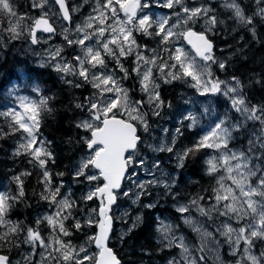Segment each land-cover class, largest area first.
I'll return each instance as SVG.
<instances>
[{"label": "snow or ice", "instance_id": "snow-or-ice-1", "mask_svg": "<svg viewBox=\"0 0 264 264\" xmlns=\"http://www.w3.org/2000/svg\"><path fill=\"white\" fill-rule=\"evenodd\" d=\"M55 2L60 7L63 20L70 22L71 18L65 0H55ZM44 3H46V0H40V3L33 0V7H43ZM95 4L96 6L93 8L94 15H89L82 25L76 26L75 31L80 34L77 38L69 39L68 28H65L61 33L69 46L76 45L80 48V52L72 57L75 64L60 56L61 48L50 52L49 56L51 59L60 57L63 60V63L58 61L53 67L55 71L63 74L61 78L64 83L76 88H81L84 83H88L96 89L93 96L85 98V103L75 104V108L88 113L86 119L81 118L75 124L76 128L88 133V135L81 137L87 152L81 160L75 176L77 178L85 176L89 181L102 177L105 181L103 186L89 192L84 199L91 200L99 194V197L106 199V203L105 199H101V207L98 213L99 220L89 218L82 223L72 215L71 209L75 207L74 201L69 200L67 197L57 200L59 188L50 191L48 195L42 194V199L56 205V211L52 215L38 218L36 221L37 226L46 221L56 235L49 243H46L38 227L28 228L23 242L31 246L32 253L30 255H35L36 248L40 247L47 251V256L44 258L51 257L52 260L56 261V264H85V261H90L92 264H120L112 249L107 246L109 232L112 227V217L108 213L110 206L117 199V193L114 190L120 188L121 181L125 179V172L132 165L138 150L137 145L141 140L140 136L137 135L138 127H142L147 132L149 131V124L146 119L147 113L142 111L145 101H130L129 90L124 88L114 74L107 70L105 57L115 60L120 71L124 73L122 79H127L129 72L120 63V59L134 53L135 67L132 71L139 78L140 90L146 94L147 105L152 109L153 115L159 116L165 103L160 96V84L153 78V68L155 67L160 74L158 79H162L163 83L168 84L174 80L191 78V81L195 82L191 86L197 88L201 95L222 93L228 96L232 94L230 96L232 107L237 113H240L245 123L247 121L259 122L261 126L259 134L255 136V140H249L247 152H233L228 147L233 139L232 133L239 131L243 125L238 122L229 127L226 123L227 117H225V119L219 120L202 137L195 145V149H186L184 153L178 156V166L183 167L184 160L190 153H194V150L200 148L223 149L218 158L213 157L207 161L209 175L221 172V175L216 179L217 187L213 190L215 204L209 209L202 207L200 201L204 197L200 196L193 198L189 204L177 207L176 211L184 214L189 211L191 206L201 216H206L209 219L212 218L213 211L220 216L228 217L229 220L235 219L237 222L250 218L249 223L239 228H233L231 224H222L223 231L221 234L231 245L232 255H240V259L236 261V264H264V248L259 254L253 251L256 247V240H264V163H259L264 161V106H248L245 97L240 94L242 85L236 77L232 78L234 82L232 85L212 78L211 65L208 62L218 63L219 68L222 70L225 69V63L223 61L217 62L212 51L213 44L206 38L205 34L197 33L190 27L177 33L173 31V28L179 27V25L174 24L168 27L170 17L167 16L153 19L150 15L144 14L138 17V12L150 7L147 0L144 3H141V0H95ZM177 5L181 7V12L186 14L181 21L185 26L190 22L194 24L197 19L202 17H207L205 23L209 25L208 30H211L217 23L215 16H209L212 11L210 7L189 8L184 6L183 0H165L164 4L160 6L172 9ZM224 6L233 10L239 22L243 24L252 23L250 17H245L236 0H225ZM120 13H123V19ZM259 14L264 18V8L260 9ZM0 15L9 17L8 27L3 29L9 34V39H20L23 35L21 28L23 17H18L13 22L11 18L17 17V14L10 0H0ZM175 15L179 16L180 13H175ZM109 19L113 20L112 24L106 23ZM96 25H99V27ZM129 25H132V27H129ZM153 26L156 28L154 33L150 31ZM41 28L47 33L55 32V28L49 23L48 19L42 16L35 20L34 25L28 29L32 44L38 43L36 31ZM134 31L148 37L159 36L160 43L163 45L170 44L173 37L182 36L192 46L196 56L203 63L197 64L195 59L189 57L183 48L174 46L163 48V51L169 54L167 59L158 55L146 56L140 50L142 46L137 43L133 35ZM252 32L255 36L254 29H252ZM105 33L108 34L107 37H105ZM93 37L96 38L95 44H86V41L92 40ZM158 60L162 62L158 64ZM169 60L174 61V63L169 64ZM97 68L100 71H93ZM165 69H168V71H165ZM174 69L176 71H173ZM67 76L76 77L78 81L82 80L83 83L65 79ZM221 85H224V88H221ZM36 91L39 90L36 89ZM18 99L19 108L23 109L22 112L15 108L0 112V115L11 118L9 121L11 132L0 133V138L21 131L25 134L22 135L21 142L14 155H28L31 157L30 162H34L41 169H44L43 177L47 190L51 177L46 169V164L51 159L52 153L48 151L43 140H39L38 143L36 133L41 124V114L43 112L51 114L52 112L48 104L50 98L42 97L39 102L31 101L25 97ZM125 115L127 119L122 118ZM187 118L191 119L193 124L196 122L195 117L189 116ZM132 121L137 123L133 124ZM177 132H179V129H177ZM154 150L172 152L173 148L171 146L159 147ZM254 160L258 163H253ZM143 163L142 160L137 162L139 166H142ZM153 166L159 167V164L156 163ZM89 167L98 170L99 175L87 174L86 170ZM21 175H28V173H22ZM252 178H255L254 184L251 182ZM14 180L19 186L18 195L9 197L0 194V228L4 229L0 233V241L8 243L11 242L9 240L10 236L18 235L22 231L18 224L6 219L7 213L12 207L9 200L19 201L24 196L23 182L20 176L14 177ZM225 181H231V184H227ZM156 183L155 180L146 181L137 186L140 189H145L147 184ZM164 187L171 188L172 185L164 184ZM142 194L137 193V199ZM123 195L127 196L128 193L125 192ZM255 197H259V199H255ZM145 207L152 208L155 205L147 204ZM68 219H73L72 227L77 231H80L83 227L98 226V234L88 237L89 242L94 243L99 250L95 257L87 255L86 247L77 248L70 241L61 238L62 236L72 235L70 229L65 226V221ZM140 220L141 217L137 216L136 221ZM136 221L133 222L129 231L137 226ZM184 223L192 226L201 235V251H203L205 238L210 237L212 233L202 231L201 228L196 227L190 217H185ZM161 230L165 233L164 238L168 241L169 246L175 244L185 253L188 252V247L184 244L182 237L168 235L172 232L170 225L163 226ZM177 240H179V243H176ZM241 242L244 244L242 251L239 248ZM49 249L51 251H48ZM54 253L58 255H54ZM80 253H85V255L81 256ZM26 259L29 260L30 264V256ZM0 264H9L8 256L0 255Z\"/></svg>", "mask_w": 264, "mask_h": 264}, {"label": "trees", "instance_id": "trees-1", "mask_svg": "<svg viewBox=\"0 0 264 264\" xmlns=\"http://www.w3.org/2000/svg\"><path fill=\"white\" fill-rule=\"evenodd\" d=\"M74 2L81 7L82 14L80 17L73 16L71 22L80 21L89 15L86 10L90 5V0H74ZM10 3L17 16L24 14L36 16L38 14V9L32 8L31 0H10ZM236 3L243 10L245 17L252 19L251 24H243L236 20L231 11L216 0L208 2V7L212 9L209 16H215L217 19L211 32L205 31L202 25H191L190 28L195 32L205 34L213 44L212 51L216 60L225 63L223 70L217 66V63L211 65V72L214 76H218L216 78L219 80L231 83H234L232 78L236 77L242 85L240 94L245 97L248 106H264V18L259 14L260 9L264 8V0H259V2L258 0H236ZM71 4L68 2V7ZM7 17V15H0V112L8 111L9 97L13 94L12 89L17 91L18 88H23L21 92L34 97V102H39L42 97L50 98L48 104L52 109L51 114L47 112L41 114V124L36 133L38 142L43 140L48 151L52 153L51 159L46 164V169L51 177L47 190L43 177L44 169H41L38 164L30 162L31 157L28 155H14L21 142L22 131L0 138V193L9 197L18 195L19 186L15 185L14 180L16 176H20L24 191V196L19 201L9 200L12 207L6 216V219L18 224L22 231L18 235L10 236V243L0 241V255L8 256L9 264H12L13 261L19 260L23 251L27 249L23 242L27 229L38 227L40 230L44 227V222L37 226L36 221L45 215L53 204L42 199V194L48 195L50 191L59 188L57 198H64L67 195L69 200L74 201L75 207L71 209L72 215L82 223L85 221L84 210L91 206L96 208L98 199L93 197L90 201H84L87 187L80 184L82 176L78 178L75 176L76 170H78L77 163L86 153L81 137L87 134L76 128L75 124L79 119L87 117L88 114L86 111L75 108V104L85 103V98L93 96L95 90L87 83H84L81 88L73 87L63 82L61 78L63 74L49 66H38L34 57L26 52L25 46L21 42L10 40L3 34L1 27H5ZM252 29L255 30V36ZM150 31L154 33L156 28L152 27ZM140 43L146 46L145 50H155L153 51L154 55H164V58L168 55L163 51L167 45L160 43L159 36L141 38ZM128 72L129 77L126 84L133 81L132 89L129 90L131 100L133 102L145 101L142 111L147 113L149 131H147L145 143L149 144L159 136L162 126L167 125L169 134L175 127V123L171 122L169 118H172L182 108L181 100L185 96H193V91L189 87L191 83L187 78L174 80L168 84L160 83L159 92L165 103L160 115L156 116L147 105L146 94L137 92L139 90L136 83L137 77L133 75L132 71ZM65 79L83 83L82 80L78 81L73 76H67ZM36 89L39 91L37 92ZM210 96L216 117L220 120L227 117L228 125L237 123L239 113L233 109L230 99H225L218 93ZM10 120V117L0 115V133L11 132ZM180 125L181 129L174 138L172 152H159L152 155L147 150V155L164 165L165 158L169 163H175L172 156L184 153L186 149H195V145L199 142L200 129L189 125L187 121ZM260 127L257 122L245 123L239 131L232 133L233 139L228 147L231 150L247 152L249 140H255ZM137 133L141 138L140 133L138 131ZM139 146L140 142L137 149ZM212 153L213 151L209 148L194 150V153H190L184 160L183 167L178 168L165 162L169 172L175 176L173 180L167 179V184L172 187L166 190L159 187L151 188L147 191V197H140L134 206L130 204V200L116 199L117 208L124 207L129 210V215L123 223L115 222L112 217L113 232L108 247L112 249L120 264H170L177 258L176 248L169 246L160 232L159 221L163 219L171 222L187 237L192 236L189 230L182 225L179 213L173 206L176 203L189 204L193 198L200 196L204 197L200 203L205 207L213 202V190L217 187L216 179L219 175L217 173L208 174L207 161ZM253 163L258 162L254 160ZM259 163H264V161ZM22 173H28V175H21ZM251 182L254 184L255 178H252ZM99 183L101 184V182ZM147 204H154L155 207L147 208L145 207ZM137 216L141 217L140 221H136ZM211 216L212 218L206 219V222L208 228L218 232L220 262L222 264L235 263L237 259H240V255H232L231 245L221 234L223 231L221 223L230 220L215 211ZM134 221L137 226L129 231ZM73 223V219L65 221V226L70 229L72 235L68 239L66 237H62V239L69 240L75 246L83 236V228L77 231L72 227ZM119 225L124 229L121 236L117 234ZM88 228L89 232H87L94 235V226ZM218 229L220 230L218 231ZM3 231L4 229L0 228V233ZM256 245L258 246L259 243ZM259 252V248H256L255 253L259 254Z\"/></svg>", "mask_w": 264, "mask_h": 264}, {"label": "rangeland", "instance_id": "rangeland-1", "mask_svg": "<svg viewBox=\"0 0 264 264\" xmlns=\"http://www.w3.org/2000/svg\"><path fill=\"white\" fill-rule=\"evenodd\" d=\"M32 1V8H33V0ZM209 1H216V0H183V4L184 6H187L189 8H193V7H200V6H205L208 7V2ZM220 2V4L224 6L225 0H217ZM37 3H40V0H36ZM67 7H68V2H71L72 4L70 5V7H68V11H69V15L70 18H72L73 16L75 17H80L82 14V10L81 7L78 6L74 0H65ZM145 0H141V3H144ZM147 2L149 3L150 7L143 9V11L138 12V17L142 16L144 14H148L150 15L153 19H157L159 17H163V16H167L170 17L169 19V24L168 27H171L174 24H178L179 27H175L173 28V31L179 33L182 32L184 30H186V28L190 27L191 25H202L203 29L207 32H211V30L209 29V25H207L205 23V21L207 20L206 17H202L200 19H197L196 22L193 23H189L187 26H185L183 23H181L182 18L186 15L185 13L181 12V7L179 5L173 7L172 9H168L165 7H161L160 5L164 4L165 0H147ZM96 6L95 4V0H90V5L88 6L86 13L89 12V15H94L93 13V8ZM38 9V14L36 16L34 15H28V14H24L22 16H17L18 17H23V19L21 20V28L23 30V35L21 36L20 39H16L13 41H17V42H21L26 49V52L28 54H30L32 57H34L35 59V63L39 66H49L52 69H54L53 65H55L58 61L63 63V60L60 59V57H57L56 59H51L49 56L50 52H54L57 48H61L62 52L60 54L61 57H63L65 60L75 64V61L72 59V57L80 52V48L76 45H72L69 46L67 44V42L64 39V36L61 34L63 32V30L65 28L69 29V39H75L77 38L80 34L77 33L75 31V28L77 25H82L83 22L85 21V19L89 16L83 17V19H81L80 21H74V22H70L68 21V24L64 23L62 21V19L60 18L57 9L55 7V5L53 4L52 0H46V3H44L43 7H34ZM226 8V7H225ZM228 10L231 11L233 17H235L233 10L226 8ZM175 13H180L179 16L175 15ZM42 16H45V18L48 19L49 23L55 28V32L52 35H44V34H37V40L38 43L36 44H32L31 42V38L28 34V29L29 27H32L34 25V21L41 18ZM121 18L123 19V13H120ZM17 18L12 17L11 19L13 20V22H15V20ZM236 18V17H235ZM236 20H238V18H236ZM8 21H9V17H7L6 19V25L5 27H1L2 31L3 29H6L8 27ZM200 21V22H199ZM107 24H112L113 20L109 19L107 22ZM97 27H99V25H96ZM129 27H132V25H129ZM155 28V26H153ZM89 31H91V29H89ZM3 34L9 38V34L5 31H3ZM107 33H105V37H107ZM133 35L135 36L137 43L140 44L141 47V51L143 52L144 55L146 56H152L153 54V50H145V45H143L142 43H140L141 38H145L147 36H144L141 33L138 32H133ZM95 37L92 38V40L90 41H86V44L88 45H94L95 44ZM17 44V43H16ZM181 47L185 50V52L189 55V57H192L195 59V61L197 62V64H202L203 62L200 59H196L195 56L193 55V53L184 45L183 41H182V36L180 37H173L172 38V42L170 44L167 45V47ZM114 47V46H113ZM169 55V54H168ZM168 55L164 58V55H161L160 57H163L164 59L168 58ZM106 63H107V70L109 72H112L114 74V76L119 80V82L121 83V85L130 90L132 89V80L130 81V83H128V85L126 84L128 81L127 79H122L124 73L120 71L119 66L117 65L116 61L109 58V57H105ZM135 54L133 53L132 55H129L127 57H122L120 59V63L124 66V68H126L128 71H132V69L135 67ZM162 61L158 60L157 63H161ZM218 62V61H217ZM220 62V61H219ZM169 64L174 63V61L169 60L168 61ZM210 65H212L213 63L211 61L208 62ZM218 66V63H217ZM87 67V65H86ZM219 67V66H218ZM178 68V66H177ZM55 70V69H54ZM210 70L212 71V68H210ZM93 71H100L99 68L94 69ZM165 71H168V69H165ZM173 71H176V69H174ZM133 72V71H132ZM62 74V73H61ZM213 74V73H212ZM133 75H135L137 77V75L133 72ZM159 72L157 71V69L154 67L153 68V78L156 79L157 83H161V84H165L163 83L162 79H158L159 77ZM216 77L218 76H214L213 74V79H217ZM190 81V85L189 87L192 89L193 91V96H185V98H183L181 100V105L182 108L179 109V111H177L172 118H169V120H171V122L175 123V127L171 130L170 134L168 133L167 130V125H164L160 128L159 130V136H157L153 141H151L149 144H146V135L148 134V132H145L143 130L142 127H138V132L141 135V140H140V146L134 156L133 159V163L132 165H130L128 167V173L124 179L123 185L120 189V191L117 193V199H124V200H130V204L132 206H134L137 201L139 199H137V193H143L142 195H140V197L146 196L148 195V190L151 188H161L163 190H166L167 188L164 187V184H167V179L173 180L175 178L174 175H172L171 172H169V169L166 167V163H168L169 165L178 168V156L182 153H178L177 155L172 156V159L175 161V163H169V161L167 160V158H165V162L164 165H162L160 162H158L157 160L152 159V157L148 156L147 154V150L149 152H151V154H155V153H159V152H167L168 151H156L154 149H157L159 147H169V146H173V144L175 143V136L179 133L177 132V129H181V123L184 121H187V123L191 126H196L200 129V133H199V141L202 139V137L207 134L212 127L220 120L218 119V117H216L213 108H212V99H211V94L213 93H207L204 95H201L200 92L197 90V88L192 87L191 85L193 83H195L194 81H191V78H187ZM227 82V84L232 85L233 83H231L230 81H226V80H222ZM137 87H139V90L137 91L140 94H145L143 92H141L140 90V83H139V78L137 77ZM88 84V83H87ZM91 86V84H88ZM92 87V86H91ZM221 88H224V85H221ZM94 89V88H93ZM96 92V89H94ZM23 91V88L21 89H17V91H15L14 89H12L13 94L10 95V104L8 107V110L10 109H17L18 111H23L22 108H19V99L20 97H25L31 101H34V97L26 95L25 93L21 92ZM130 93V92H129ZM217 94V93H215ZM219 95H221L222 97H224L225 99H230V96L232 94H229L228 96L223 95L222 93H218ZM110 95V94H109ZM129 98H130V94H129ZM130 101L131 98H130ZM231 101V99H230ZM161 111V110H160ZM192 116L195 117L196 122L193 124L191 119H188L187 117ZM88 117V114H87ZM87 117H85L84 119H86ZM121 118V117H118ZM122 118L127 119V116H123ZM241 123L242 125L245 124L244 118L240 115L238 116V121L237 123ZM251 122V121H247L246 123ZM133 124H136V121H132ZM168 123V122H165ZM233 124L235 123H231V124H227L229 127H231ZM258 126L260 127L259 122H257ZM23 133V132H22ZM23 135H25L23 133ZM88 135V133L86 134ZM39 143V142H38ZM86 148V146H85ZM213 151V153L210 155L209 159L213 158V157H219L221 151H223V149L221 150H215V149H211ZM233 152H239L236 150H232ZM87 152V149H86ZM86 154V153H85ZM85 154L79 159L78 161V165L77 167L79 168L80 162L81 160L85 157ZM143 161V165L139 166L137 164L138 161ZM158 163L159 167H154L153 165ZM233 163H235V161H233ZM77 171V170H76ZM87 174H96L99 175L98 171L94 170L93 168L89 167V169L86 170ZM217 174L220 176L221 172H217ZM217 176V177H219ZM157 181L156 184H147L145 189H140L137 185L146 181ZM101 182V184L99 183ZM225 183L227 184H231V181H225ZM80 184H83L84 187H87L85 190V194L84 197L91 191H94L97 187H102L103 186V182L101 181V179H97V180H92L89 181L85 178V176H82V181ZM15 185L18 187L17 182L15 181ZM155 191V190H154ZM127 192L128 195L125 196L123 195V193ZM159 193V192H157ZM3 194V193H0ZM4 195V194H3ZM64 197H67V195H65ZM96 199H98V205L96 208L94 207H89L86 210H84L83 212V216L85 217V220L91 218L92 220H97L96 218V211L97 208L99 206H101V198H98L96 196H94ZM139 197V198H140ZM57 198V200L61 199ZM255 199H259V197H255ZM84 201H90V200H86L84 199ZM135 201V202H134ZM116 203V201H115ZM215 204V199H213V202H211L210 204L206 205V207L200 203V205L206 209H209L212 207V205ZM181 205H186L185 203H176L173 207H175V209H177V207L181 206ZM117 205H113L112 209H111V213L110 216L113 217V219L115 220V222H119L123 223L125 222V218H127V216L129 215V210H127L126 208H117ZM95 210V211H93ZM56 211V205L53 204V206H51V208L49 209V211L45 214V215H52L54 214V212ZM214 212V211H213ZM212 212V213H213ZM179 213V212H178ZM218 214V213H217ZM45 215H42V217H44ZM180 216V221L182 223V225L184 227H186L189 232L191 233V237H187L182 231L179 230V228L177 226H174L171 222H167L166 220H160V232L162 233L163 237L165 236V233L161 230L163 228V226L166 225H170L172 228V232L168 233V235L170 236H174V237H182L184 244L188 247V252L185 253L181 248L177 247L175 244H173L172 246H174L177 252V258L175 260H172L170 262V264H222L219 260V247H220V242L218 241V232H215L213 230H211L210 228H208L207 226V222L206 219H209L206 216H201L194 207H189V211L187 213L181 214L179 213ZM185 217H190L193 221V224L196 227L201 228L202 231H208L210 233H212V235L210 237L205 238V243L203 246V251H201V246H202V238L201 235L199 233H197L194 228L192 226H189L188 224L184 223V218ZM250 222V218H245L244 220L237 222L235 219L230 220L229 222H223L221 223V228H222V224H231V226L233 228H239L241 226H243L244 224H247ZM95 227V225H94ZM88 227H83L82 233L83 236L80 238L79 242L77 245H75V247L79 248L81 246H84L87 248V255H91L93 257H95L98 253V251L96 249H94L92 247V243L89 242L88 237L89 236H94L91 235L90 233H88L89 231ZM42 237L44 238L46 243H49L53 237L56 235L55 232L52 231L51 227H49L47 225V222L44 221V227L42 229L39 230ZM88 231V232H87ZM123 231L124 229L121 228V226H118L117 229V234H119V236L123 235ZM63 237V236H62ZM61 237V238H62ZM69 236L66 237V239H68ZM190 238L192 239V241L190 240ZM233 239H235V237H233ZM165 240V238H164ZM69 241V240H66ZM168 242V241H167ZM176 243H179V240L176 241ZM255 243H259V245L253 249V251L255 252L256 248H259V250L261 251L262 248H264V240H256ZM241 251L244 247L243 242H241ZM26 250L23 251V253L21 254V258L19 260L13 261L12 264H29V260L26 259V257L30 256V264H56L55 260H52L51 257H48L47 259H45L44 257L47 256V251L44 248H40L37 247L35 250V255H30L32 253V248L29 244H26ZM48 251H51V249H49ZM232 251V250H231ZM43 254V255H42ZM54 255H58L56 253H54ZM81 256L85 255V253H80ZM201 257H203V259H201ZM238 260V259H237ZM85 264H92V262L90 261H85ZM224 264V263H223ZM231 264H236L235 263H231Z\"/></svg>", "mask_w": 264, "mask_h": 264}, {"label": "water", "instance_id": "water-1", "mask_svg": "<svg viewBox=\"0 0 264 264\" xmlns=\"http://www.w3.org/2000/svg\"><path fill=\"white\" fill-rule=\"evenodd\" d=\"M52 2H53V4L55 5V7H56V9H57V12H58L60 18L62 19V21H63L64 23L68 24V21L63 20V16H62V13H61V10H60L59 5L56 4L55 0H52ZM65 5H66V2H65ZM66 7H67V5H66ZM67 9H68V7H67ZM38 33H42V34H44V35H50V34H53V33H47V32H44V31L42 30V28H41V29H38V30L36 31V34H38ZM197 33H198V32H197ZM206 38H207V37H206ZM207 39H208V38H207ZM182 41H183L184 45H185V46H186V47H187V48L193 53V55L195 56V58H196V59H200L198 56H196L195 50L192 48V46H191L190 44H188L187 41L184 40L183 37H182ZM137 135H138V133H137ZM93 169H94V168H93ZM94 170H96V169H94ZM96 171H98V170H96ZM127 171H128V168H127V170H126V172H125V177H126V175H127ZM100 179H101V181H102L103 184H104L105 181L103 180V178L100 177ZM123 182H124V179L121 181V186H122ZM121 186H120V188H121ZM120 188H119V189H115L114 192H115V193H118V192L120 191ZM97 197H98V198H101V199H105V198H103V197H99V194H97ZM105 203H106V199H105ZM114 204H115V203H113V204L110 206V211H109V213H108L109 215H110V213H111V209H112V207H113ZM100 207H101V206H99V207L97 208V212H96L97 220L100 219V217L98 216V213H99V209H100ZM94 228H95V234H94V235H96V234H98V232H99V228H98V226H95ZM112 232H113V221H112L111 231L109 232V239H110V237H111V235H112ZM109 239H108V241H107V246H108ZM92 247H93L94 249H96L97 251H99V250L95 247V244H94V243H92Z\"/></svg>", "mask_w": 264, "mask_h": 264}]
</instances>
